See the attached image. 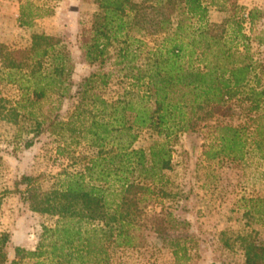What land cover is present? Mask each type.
Masks as SVG:
<instances>
[{
  "label": "trees",
  "instance_id": "trees-1",
  "mask_svg": "<svg viewBox=\"0 0 264 264\" xmlns=\"http://www.w3.org/2000/svg\"><path fill=\"white\" fill-rule=\"evenodd\" d=\"M96 2L97 11L91 25L82 31L80 48L86 62L101 67L109 58V46L115 41L122 43L116 63H125V75L132 87L125 88L115 99L107 100L100 94L112 75L103 70L84 77L72 92L70 68L62 54L53 52L58 40L50 35L34 33L29 49L12 50L0 44V60L5 69L35 77L31 81L30 104L53 92L58 93V105L64 97L77 98L68 118H50L47 129L82 136L98 148L82 172L67 174L58 187L39 190L32 176L20 177L18 183L26 185L24 197L31 209L60 218L53 226H43L35 249L16 246L15 258L9 264H109L111 247L141 245L149 203L163 192L171 160L165 142L135 148L139 130L146 128L165 138L195 130L214 113L229 111L228 102L235 89L248 79L251 64L245 58H234L236 54L242 56V52L232 51L224 36L215 32L214 24L194 28L186 22L190 17L205 18L208 6L204 0ZM209 3L220 10L228 7L234 14L243 10L236 0ZM257 13V8L248 10V20L252 22ZM237 17V23L244 20L241 14ZM152 36L157 37L150 44L147 37ZM144 50L142 64H134ZM194 56L197 66L192 63ZM45 58L51 60L49 69L43 68ZM25 69L26 73L21 72ZM259 94H264V90ZM45 121L36 120L31 131L40 133ZM216 128L218 144L204 150V154L215 158L217 153L228 151L234 157H242L246 128L221 123ZM166 216L161 211L154 214V232L173 227ZM8 239V232L0 231V264L7 260L4 247ZM240 239L244 264H264V246L244 236ZM175 241H170V246L178 257L181 250L186 253V248H179Z\"/></svg>",
  "mask_w": 264,
  "mask_h": 264
},
{
  "label": "rangeland",
  "instance_id": "rangeland-1",
  "mask_svg": "<svg viewBox=\"0 0 264 264\" xmlns=\"http://www.w3.org/2000/svg\"><path fill=\"white\" fill-rule=\"evenodd\" d=\"M204 1L208 6L205 18L190 17L186 22L194 28L214 24L225 44L236 53L242 52L234 58H245L251 64L248 79L235 89L229 111L214 113L195 130L176 132L168 138L146 128L139 130L135 148L165 142L170 149L168 182L164 193L149 203L143 243L111 247L109 264H244L242 236L264 246V94H259L264 90V0H236L243 6L242 13L236 14L228 7L220 10ZM252 8L258 13L250 22L247 12ZM96 11V0H0V44L12 50L29 49L34 33L50 35L58 40L53 52L62 54L70 68L72 92L84 77L103 70L112 75L100 94L107 100L115 99L132 87L125 75V63H116L122 43L115 41L109 46V58L101 67L86 62L80 48L82 31L91 25ZM240 14L244 20L237 23ZM156 37H147L150 44ZM145 53L141 52L134 64L141 65ZM50 61L45 58L43 68L49 69ZM192 63L198 65L195 56ZM23 76L5 69L0 60V231L9 234L5 264L14 260L16 246L35 249L43 226H53L60 218L31 209L24 197L26 185L18 183L20 177L32 176L39 190L58 187L67 174L82 172L98 150L82 136L47 129L50 118H68L77 103L75 96L64 97L58 105V93L53 92L30 104L35 77ZM43 118L42 131L35 135L32 127ZM219 123L246 128L242 157L228 151L217 153L215 158L204 154L218 144ZM258 124L260 128H256ZM160 211L173 227L156 233L151 228L152 219ZM172 240L179 248L185 247L186 253L181 250L175 257Z\"/></svg>",
  "mask_w": 264,
  "mask_h": 264
}]
</instances>
